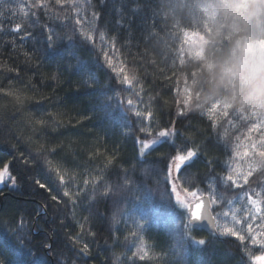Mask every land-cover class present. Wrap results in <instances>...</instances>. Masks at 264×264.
<instances>
[{"label": "trees", "instance_id": "1", "mask_svg": "<svg viewBox=\"0 0 264 264\" xmlns=\"http://www.w3.org/2000/svg\"><path fill=\"white\" fill-rule=\"evenodd\" d=\"M13 3L24 7L28 4H37L36 8H25L26 12H35V16H25L21 12L16 18L17 22L23 21V26L29 32L35 33L37 38L41 33L46 37L47 28L52 27L59 35H71L77 27V9L71 6V0H12ZM82 5V0H80ZM208 0H106L101 5L99 0H93L97 9L101 11L102 19L98 22L108 34L116 35L122 46V54L114 64L128 71H135L138 79L143 84L145 101L151 96L159 99L161 108L157 110V118L167 123L175 116L177 109L188 106L187 114L182 118L183 123L178 125L181 129L191 124L193 127L203 130L215 137V132L210 127L208 109L215 118L218 131L224 136L219 143L214 139L205 140L216 157V170L210 175L200 165H194L187 169L186 174L194 181L192 189L198 196L207 195L215 199L216 193L225 194L223 204H213L215 211H229L240 209L241 201L237 199L241 189H256V177L258 172H253L249 177L251 184H245L243 177H239V186L226 187L225 178L232 170L233 179L238 178V171L246 172L249 168L251 152L249 148L252 142L259 143L264 138V130L253 125L257 122L264 123V116L258 115L249 108L239 107L235 94H226L224 97L210 102L207 96L212 87L210 80L211 58L219 55L229 46H235L242 51L250 52L256 48L264 49V17L250 22V32L258 35L250 38L242 31L243 16L247 6L253 0H234L239 6L236 15L224 27L218 12L204 7ZM123 13L130 20V25L125 24L124 29H116L114 21L118 13ZM88 16L91 10H88ZM83 18V8L81 16ZM8 31L0 33V87H7L9 80L16 81L13 91H20V104L26 113L36 116L45 111L53 113L63 112L66 115L57 117L63 126L42 128L37 134L51 152L50 158L53 166L60 164L65 169L77 172L82 170L85 163L89 162L91 153L84 147L83 139L88 138V133L83 129L72 127L74 120L69 117L80 111L84 115H92L94 98L88 89L78 87L81 80L80 67L84 66L88 74L98 81L102 88L98 89L110 97L109 106H101L96 109L94 119L88 123V127L102 132L109 142L108 151H112L110 145L120 144L124 150V163L126 166L135 164L132 176V191L125 192L121 204L128 208L129 217L138 220L144 225L143 244L132 237L130 231L123 225H112L111 217L117 214L119 208H111L100 220L96 217L94 209L104 204H109L113 199L112 194L105 197L93 196L86 199L79 209L73 210L71 206L62 212L51 204L48 193L44 192L37 181L48 185L55 182L51 173L47 170L43 160L34 154L29 146L17 139L16 128L19 126L14 119L0 123V166L5 160L10 161L5 171L16 178L17 184L12 186L5 182L0 185V262L2 264H46L48 259L52 264H61V261L71 262L79 259L83 264V257H78L67 241V234L81 235L83 239H91L87 229L91 226L85 223L83 217L92 213L94 228L97 230L118 229V240L113 242L107 235L91 246V255L88 264H128L133 259V253L142 250L144 259L140 256L134 259L136 264H159L157 254H160V264H250L247 256L241 251L239 242L232 237L218 239L211 233L201 229L196 235L208 237L206 250L202 251L187 234L182 231L184 210L181 209L170 196L166 189L164 172L167 165L169 150L163 147L165 142L154 145L145 156L138 157L141 163L132 160V146L137 126V118L126 110L120 100L123 90L113 78L115 73L99 62L102 54L95 52L91 46L83 42L79 34L74 37L75 48L70 49L68 41L58 42L56 52H46L44 59L60 60L63 68L60 82L51 79V74L56 72L55 64L44 63L39 72L34 74V68L25 63L31 56L33 48H41L40 44H33L32 40L21 44L17 37L11 33L8 20L2 21ZM155 24V26H153ZM219 29V31H217ZM95 38V34H94ZM15 41V47H13ZM98 42V40H97ZM99 57V58H98ZM37 61H31L35 65ZM71 64V68H69ZM5 66H12L22 70V78L18 79L15 72L8 73ZM85 75L83 79H87ZM31 80V84L29 83ZM34 85V87H33ZM139 89L140 85H136ZM47 99H43V98ZM14 97L0 98V106L6 104ZM43 103L38 104V100ZM203 111V113L201 112ZM232 114L234 116H224ZM236 116H247V120H240ZM232 119L233 124L227 123ZM226 134V135H225ZM239 138V139H237ZM103 144V142H100ZM87 144H96L94 139H89ZM239 148V152H248V156L237 155L233 150ZM37 149H34V151ZM104 152V147L95 149ZM17 152H22L32 164L28 166L21 163ZM103 159H108L104 153ZM80 166L79 170L77 167ZM0 170H4L0 167ZM119 169H112L109 180L115 178ZM82 183V181H78ZM211 183L212 187H209ZM53 194L57 192L53 191ZM62 195V193H61ZM138 196L139 200L133 197ZM67 199V198H65ZM192 198L189 197V200ZM231 200V204L227 203ZM48 203L49 219L53 223H41L34 219L41 211L40 205ZM246 205V202H244ZM251 207L250 205H246ZM63 208V205H61ZM75 211V215H74ZM237 215H245L237 212ZM59 218V219H58ZM63 219L65 227L60 226ZM229 223L231 217L227 218ZM79 221V223H78ZM23 222V223H22ZM80 224H84L81 229ZM129 227H131L129 225ZM196 231L195 229L193 230ZM129 242L125 243V237ZM53 244L51 249L45 246ZM250 251L259 254L258 245L246 242Z\"/></svg>", "mask_w": 264, "mask_h": 264}, {"label": "snow or ice", "instance_id": "2", "mask_svg": "<svg viewBox=\"0 0 264 264\" xmlns=\"http://www.w3.org/2000/svg\"><path fill=\"white\" fill-rule=\"evenodd\" d=\"M59 2V0H58ZM101 5L106 3V0H99ZM71 6L77 9V27L72 30L71 35H59L52 27L47 28V35L44 36L41 33L37 38L35 33L29 32L27 28L23 26V21L17 22L16 18L21 12H24L25 16H35L36 13L26 12L25 8H36L39 5L33 3L21 7L18 4L12 2V0H0V33L8 31L3 26L2 21L8 20L12 25L11 33L14 37H17L21 44L32 40L33 44H40L41 48H33L31 56L25 61L29 67L34 68V74L39 72L40 67L44 63L55 64L56 72L51 74V79L60 82L61 71H68L63 68L60 60L52 59L45 60L44 54L46 52H56L58 48V42L61 40H67L70 49L75 48L73 43L74 37L79 34L80 39L89 44L95 52L102 54V59L99 58V62L110 69L115 76L113 77L118 86L123 90L120 95V100L125 106L126 110L137 118V126L134 134V143L132 146V160L136 163H141L138 157L145 156L149 149H152L154 145L165 142L163 147L169 150L167 157V165L164 172L166 189L170 196V199L176 203L181 209L184 210V217L182 220V231L187 234L194 242L200 246L202 251L206 250L208 244V237L205 235H196V232L205 233L199 231L197 225L200 221H207L210 226L211 233L217 239L223 237H232L235 241L239 242L241 251L247 256L250 264H264V138H261L259 143L252 142L249 151L251 157L249 160V168L246 172L238 171V178L233 179L232 170L229 168V175L225 178L226 181H230V184L226 183V187L239 186V177H243L245 184H251L249 177L253 172H258L259 175L255 178L257 182V188H248L247 190L241 189L237 199L241 203L240 209L229 211H215L212 208L213 204H223L225 202L224 193H216L215 199L211 196L208 198L209 202L202 205L201 196L197 195L196 191L192 189L195 187L194 181L186 174L187 169L194 165H200V161L203 160V167L207 174H211L216 170V157L213 155L212 150L208 144H205V140L214 139L216 143H219L224 136L218 131L215 118L212 113L215 111L208 109V118L210 121V127L215 132V137L211 134L205 133L203 130L193 127L191 124L185 126L183 129L178 127L183 123L182 118L186 116L188 106L184 104V109H177L175 116L170 118L167 123H164L162 119L157 118V110L161 108L159 99L154 100L149 96L147 102L144 99L143 84L138 79L135 71H128L125 74L123 67H118L114 64V60H117L122 54V46L119 43V39L116 35H109L108 31L102 29L98 22L102 19L101 11H99L93 0H71ZM81 8H83V18L81 16ZM88 10H91V15L88 16ZM130 25V20L122 12L118 13L114 26L116 29L123 30L124 25ZM155 26V24L153 25ZM95 34V38H94ZM98 40V42H97ZM13 47H15V41H13ZM31 61H37L35 65L31 64ZM8 73L15 72L18 79L22 78V70L20 68L5 66ZM71 68V64H69ZM87 75V79L83 77ZM81 80L78 87L88 89L91 97L94 98V106L92 108V115L81 114L80 111L76 112L74 116H70V121L74 120L75 123L72 127L83 128L88 133V138L81 140L84 143V147L91 153L89 162L85 163L79 174L74 171L65 169L64 166L56 164L53 166V161L50 158V153L47 145L38 138L37 134L42 128H59L62 127V121L57 117L66 115L63 112L53 113L51 111H45L42 115L36 116L33 113H26L22 107H18L20 104V91H13L16 81L9 80L7 87H0V98L2 97H14L13 100H9L3 106H0V123L7 122L9 119L16 120L19 125L16 128L17 139L29 146L30 150L39 156L47 167V170L51 173V176L55 182L54 185H48L37 181L38 186L46 193H48L51 204L62 212L66 211L69 205L73 210L79 209L81 213H85L81 210V205L86 199H91L93 196L105 197L112 194L113 199L109 204H104L96 207L93 211L96 217L100 220L105 218V214L111 210V208H119L120 211L111 217L112 225H123L125 230L130 231L132 237L140 240L143 244V237L140 235L143 233L144 225L138 220H132L128 214V208L126 202L121 204V200L117 197H122L125 192L132 191L133 183L131 172L135 167V164L126 166L124 163V150L120 144L111 146L112 151H108L109 142L105 135L97 131L94 128L88 127V123L94 119L96 109L101 106H109L110 97L105 92L99 91L102 88L96 81L92 74H88L84 66L80 67ZM31 84V80H29ZM136 85H140L137 89ZM34 87V85H33ZM43 99H47L46 97ZM42 100H38L37 103H43ZM203 113V111H201ZM224 116H234L232 114H223ZM240 120H247V116H236ZM232 125V119L227 121ZM259 127L264 130V123L257 122L253 125V129ZM226 135V134H225ZM89 139H94L96 144L90 146L87 144ZM239 139V138H237ZM100 142H103L101 144ZM104 147V152H98L95 149ZM34 149H37L34 151ZM237 155L248 156V152L240 153L238 147L233 149ZM104 153H107L108 159H103ZM17 157L21 159L22 164L31 166L32 161L24 156L22 152H17ZM10 161L5 160L4 165L0 166L4 170H0V185L8 184L15 186L17 184L16 178L9 173L5 175L7 166ZM80 166L77 167L79 170ZM112 169H119V172L112 180H109L108 174ZM82 181V183L78 182ZM209 187H212L211 183ZM57 194H53V191ZM62 193V195H61ZM183 197V198H182ZM189 197L192 199L189 200ZM67 198V199H65ZM134 200H139L138 196L133 197ZM250 205L248 207L245 205ZM228 204H231V200H227ZM63 205V208H61ZM203 207V213L201 211ZM41 211H39L34 219L41 223H53L48 216V203L40 205ZM237 212H243L245 215H237ZM75 215V211H74ZM228 217H231L229 223ZM59 219V218H58ZM85 223H89L91 226L87 229V235L91 239H83L81 235L77 234L72 236L67 234L68 244L71 249L78 254V257H83V264H88V257L91 255V246L98 243L104 235H107L109 240L116 242L118 240V229L97 230L94 228L92 213H88L83 217ZM23 223V222H22ZM79 223V221H78ZM129 225L131 227H129ZM60 226L65 227L63 219L60 220ZM81 229L84 228V224H80ZM196 230L195 232L193 230ZM129 242L128 237H125V243ZM252 245H258L260 249L259 254H254L249 250L247 243ZM48 249L53 247L52 243L45 246ZM128 264H136L135 257L140 256L143 260L144 256L142 250H139L132 254ZM157 259L160 264V254H157ZM2 264V262H0ZM28 264H34V261L28 262ZM46 264H52V260L48 259ZM61 264H69L67 261H61ZM70 264H81L79 259L71 260ZM115 264V261H114ZM206 264H211V261H207ZM243 264V262H241Z\"/></svg>", "mask_w": 264, "mask_h": 264}, {"label": "clouds", "instance_id": "3", "mask_svg": "<svg viewBox=\"0 0 264 264\" xmlns=\"http://www.w3.org/2000/svg\"><path fill=\"white\" fill-rule=\"evenodd\" d=\"M203 6L218 12L223 21L220 27H224L236 15L239 5L234 0H208ZM260 17H264V0H253L247 6L242 27L250 38L258 35L250 32V22ZM259 35L264 36V32ZM211 65L209 76L212 87L207 93L210 102L234 93L239 107L264 116V49L245 52L229 46L211 58Z\"/></svg>", "mask_w": 264, "mask_h": 264}, {"label": "water", "instance_id": "4", "mask_svg": "<svg viewBox=\"0 0 264 264\" xmlns=\"http://www.w3.org/2000/svg\"><path fill=\"white\" fill-rule=\"evenodd\" d=\"M201 198H202V205L203 204H207L209 202V197L207 195H201ZM202 213H203V207L201 209ZM197 228L198 229H201L203 231H206V232H209L211 229H210V226L207 224V221H200L197 225Z\"/></svg>", "mask_w": 264, "mask_h": 264}, {"label": "rangeland", "instance_id": "5", "mask_svg": "<svg viewBox=\"0 0 264 264\" xmlns=\"http://www.w3.org/2000/svg\"><path fill=\"white\" fill-rule=\"evenodd\" d=\"M183 198V197H182Z\"/></svg>", "mask_w": 264, "mask_h": 264}]
</instances>
